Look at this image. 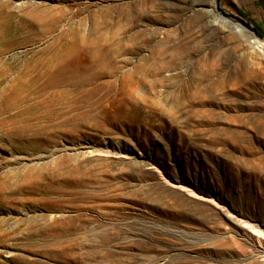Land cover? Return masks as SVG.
I'll use <instances>...</instances> for the list:
<instances>
[{
  "label": "rangeland",
  "instance_id": "rangeland-1",
  "mask_svg": "<svg viewBox=\"0 0 264 264\" xmlns=\"http://www.w3.org/2000/svg\"><path fill=\"white\" fill-rule=\"evenodd\" d=\"M254 228L264 0H0V264H264Z\"/></svg>",
  "mask_w": 264,
  "mask_h": 264
},
{
  "label": "bare ground",
  "instance_id": "bare-ground-1",
  "mask_svg": "<svg viewBox=\"0 0 264 264\" xmlns=\"http://www.w3.org/2000/svg\"><path fill=\"white\" fill-rule=\"evenodd\" d=\"M217 19L222 20L224 23H227L229 25H234L236 28L241 29V31L253 34V32H251L249 29L243 28V25L241 23H239V22H234L231 19H229L227 17H224L222 15H217ZM254 37H255V41L258 42V38L255 35H254ZM251 72H253V74L255 73V71L253 69H252ZM254 230L256 232H259L257 234L258 238H257L256 244L258 245V248H257L256 253L258 255H261V256L264 257V231H261V230L255 229V228H254Z\"/></svg>",
  "mask_w": 264,
  "mask_h": 264
}]
</instances>
